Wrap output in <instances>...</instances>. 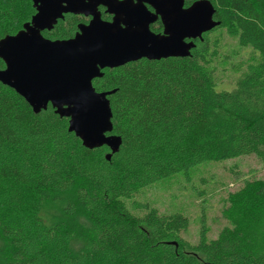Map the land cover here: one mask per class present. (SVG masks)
<instances>
[{"label":"trees","instance_id":"trees-1","mask_svg":"<svg viewBox=\"0 0 264 264\" xmlns=\"http://www.w3.org/2000/svg\"><path fill=\"white\" fill-rule=\"evenodd\" d=\"M209 1L215 29L251 49L252 62L232 89L220 88L226 60L206 33L189 57L105 69L93 85L116 90L113 134L122 138L110 161L107 147L85 148L51 106L36 114L0 82V264H264V181L244 187L247 213L234 229L209 240L203 225L195 245L181 236L184 215L150 206L135 214L128 203L201 164L264 161V0ZM34 14L32 0H0V40ZM79 22L59 21L45 36L68 40Z\"/></svg>","mask_w":264,"mask_h":264},{"label":"water","instance_id":"water-1","mask_svg":"<svg viewBox=\"0 0 264 264\" xmlns=\"http://www.w3.org/2000/svg\"><path fill=\"white\" fill-rule=\"evenodd\" d=\"M32 2L36 14L15 35H7L0 43L24 37L42 41L44 51L47 52L45 55L53 63L61 58L72 66L75 73L72 92L45 100L26 87L25 81L18 73L8 69L7 61H3L5 68L0 70V82L23 97L36 114L51 106L57 115L69 120L68 131L74 133L85 148L93 150L107 147L110 150L106 154L108 161L119 152L122 145V138L113 134V114L109 99L116 90L98 92L93 81L102 78L105 69H115L141 59L159 61L189 57L196 47L195 41H202L204 34L220 26V22L214 19L216 11L213 4L209 0H197L202 5L203 23L183 35L178 44H158L147 37L168 39L169 33L165 16L155 9L156 0H32ZM176 3H179V0H176ZM147 5L153 7L156 12L151 13ZM100 6L107 8V12L114 16L112 22L102 20L98 11ZM65 14L91 16L92 20L87 25H78V32L74 38L53 41L43 37L42 33L52 31L59 20L64 19ZM127 16L135 19L138 29L145 34V38L133 47L114 51L109 37L117 27L118 21ZM158 17H161L164 26L162 35L151 31V25ZM82 95H87L91 99L93 110L101 117L104 124L102 135L83 132L78 120V101Z\"/></svg>","mask_w":264,"mask_h":264},{"label":"rangeland","instance_id":"rangeland-1","mask_svg":"<svg viewBox=\"0 0 264 264\" xmlns=\"http://www.w3.org/2000/svg\"><path fill=\"white\" fill-rule=\"evenodd\" d=\"M208 34L209 44L217 40L220 60L227 62H221L218 67L220 88L230 90L254 54L251 49L241 48L227 30L214 29ZM255 180L264 181V161L255 155L240 156L201 164L187 173L164 179L144 188L128 203L135 201L129 204L131 209L137 208L133 210L135 214L145 213L150 206L161 214L184 215L189 228L181 236L195 245L203 225L208 229V239L215 240L223 230L234 229V223L245 218L246 206L239 198L246 184Z\"/></svg>","mask_w":264,"mask_h":264},{"label":"snow or ice","instance_id":"snow-or-ice-1","mask_svg":"<svg viewBox=\"0 0 264 264\" xmlns=\"http://www.w3.org/2000/svg\"><path fill=\"white\" fill-rule=\"evenodd\" d=\"M155 9L165 16L169 38L150 36L148 39L158 44H178L183 35L203 23L202 5L197 0H156ZM139 14V12H138ZM153 17H149L151 19ZM40 18H37L39 23ZM145 38L134 18H122L109 37L112 49L120 51L133 47ZM42 41L30 40L28 37L0 43V63L7 61L8 69L18 73L25 81L26 87L33 90L45 100L54 99L60 94H71L74 71L61 58L53 63L45 54ZM78 120L85 134L102 135L104 124L99 114L93 110L92 101L82 95L78 101Z\"/></svg>","mask_w":264,"mask_h":264},{"label":"flooded vegetation","instance_id":"flooded-vegetation-1","mask_svg":"<svg viewBox=\"0 0 264 264\" xmlns=\"http://www.w3.org/2000/svg\"><path fill=\"white\" fill-rule=\"evenodd\" d=\"M120 1H123V0H120ZM186 2H187V0H186ZM147 8H148V10L151 12V13H155L156 11L153 9V7H151V6H149V5H147ZM98 11L100 12V14H101V18H102V20L103 21H106V22H112L113 21V15H111V14H109L108 12H107V8H105V7H103V6H100L99 8H98ZM35 14H36V10H35ZM34 14V15H35ZM33 15V16H34ZM70 18H77V19H79L81 22H79L80 24H89V22L92 20V17L90 16V17H85V16H83V15H74V14H65L64 15V19H62V20H59V21H65V20H68V19H70ZM59 23V22H58ZM79 24V25H80ZM55 28V27H54ZM54 30V29H53ZM52 30V31H53ZM52 31H44L43 33H42V35H43V37H45L46 39H49V38H47L46 36H45V33H48V32H52ZM151 31L153 32V33H155V34H164V26H163V23H162V20H161V17H158V19H157V21L156 22H154L152 25H151ZM77 32H78V26H77V31L75 32V35L77 34ZM75 35L72 37V38H74L75 37ZM71 39V38H70ZM54 41V40H53ZM188 41V40H187Z\"/></svg>","mask_w":264,"mask_h":264}]
</instances>
